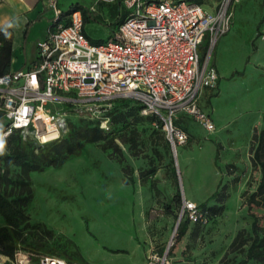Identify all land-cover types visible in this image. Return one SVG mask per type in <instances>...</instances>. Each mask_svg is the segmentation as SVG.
<instances>
[{
  "label": "rangeland",
  "instance_id": "1",
  "mask_svg": "<svg viewBox=\"0 0 264 264\" xmlns=\"http://www.w3.org/2000/svg\"><path fill=\"white\" fill-rule=\"evenodd\" d=\"M218 1L201 3L214 9ZM75 4L93 7L100 16L85 24L93 39L111 36L116 19L110 11L115 5L120 14L125 9L122 0H61L62 21ZM231 8L229 30L209 48L219 72L217 86L200 96L214 130L179 115L175 123L189 138L174 149L162 125L137 100L114 101L101 139L82 142L61 165L29 170V178L3 156L8 146L51 152L54 144L96 120L71 114L61 138L43 145L18 132L0 140V194L23 197L17 205L24 212L18 225L23 235L13 240V248L55 253L71 264H146L153 254L157 264H235L244 258V252L228 251L233 236L241 228L251 233V214L264 226V205L248 209L242 195L253 191L261 176L259 166H252L250 144L253 129H264V0H232ZM207 47L204 40L201 54ZM129 107L139 108L115 120ZM4 122L0 113V133ZM178 190L180 203L174 199ZM215 190L216 197L207 199ZM184 200L197 204L203 216L189 217L182 211ZM6 224L0 212V226ZM4 249L0 243V260L10 255ZM246 264L262 263L249 259Z\"/></svg>",
  "mask_w": 264,
  "mask_h": 264
},
{
  "label": "built area",
  "instance_id": "2",
  "mask_svg": "<svg viewBox=\"0 0 264 264\" xmlns=\"http://www.w3.org/2000/svg\"><path fill=\"white\" fill-rule=\"evenodd\" d=\"M231 2L219 0L207 9L194 0H122L125 18L109 38L93 43L84 32L80 9L71 10L64 22L58 0H46L53 18L36 61L0 75L5 121L0 140L18 132L40 145L57 141L71 114L93 118L107 131L106 113L117 98L137 100L143 112L160 118L174 149L189 138L175 123L179 115L214 130L200 96L217 86L219 72L210 62L209 48L230 28ZM204 40L208 47L201 54ZM186 209L193 220L203 216L197 204L184 200L182 211ZM5 257L0 264H71L64 256L20 246ZM156 259L149 255L146 264H157Z\"/></svg>",
  "mask_w": 264,
  "mask_h": 264
},
{
  "label": "trees",
  "instance_id": "3",
  "mask_svg": "<svg viewBox=\"0 0 264 264\" xmlns=\"http://www.w3.org/2000/svg\"><path fill=\"white\" fill-rule=\"evenodd\" d=\"M194 1L201 3V0ZM73 8L80 9L84 32L93 43H101V41L106 40L101 38L93 39L85 31L86 23L100 19V16L96 12L86 6L75 4L72 6V9L67 10L66 13H69L71 10H73ZM126 14V9H124L121 14L118 13V5H115L110 11V16L116 19L112 24L111 35L116 30L119 23L125 18ZM27 27L25 34L27 33ZM11 55V29L8 26H4L0 29V75L9 71ZM127 99L130 98H117L114 101H118L119 103L124 102L126 104ZM138 108L139 107L134 110V107H129L125 112L115 116V120H119L121 118L125 119L127 116L134 115ZM154 117L158 123V126L160 127V125H162L161 119L156 116ZM91 125L92 126L89 125L85 126L84 128H80L76 132V136H74V138H64L60 143L54 144L51 152H27L18 144H13L12 146H8V152L3 156L8 160L20 165L26 178H29V170H40L44 166L48 165H61L70 154L74 153L78 149L82 142H94L101 139L104 136V131L99 127L98 122L93 121ZM250 153L252 166L253 168L259 166L261 176L256 188L253 191L248 192V190H245L242 194L245 197V202L248 206V209H250L252 206L264 205V129H253L251 135ZM217 156L218 152H216L215 158H217ZM172 169L174 171V167ZM217 193V190H215L208 196L207 199L216 197ZM22 198L23 197L20 196V194L12 199H9L6 195L0 194V212L4 216L7 223L6 225L0 226V243H3L5 247L4 251H6L8 254H11L13 251V240L15 238L21 239L23 235L22 229L18 228V225L24 217V212L22 208L17 206ZM174 199L177 201V203L181 202V194L179 190L176 192ZM251 215L254 217L251 223V233L249 234L246 228L239 229L233 236L228 247V251L245 253L244 258L237 261L235 264H246L249 259H253L256 262L264 264V226H260L257 223L255 214ZM184 229V226H182L178 234L179 236L183 235L185 231Z\"/></svg>",
  "mask_w": 264,
  "mask_h": 264
},
{
  "label": "crops",
  "instance_id": "4",
  "mask_svg": "<svg viewBox=\"0 0 264 264\" xmlns=\"http://www.w3.org/2000/svg\"><path fill=\"white\" fill-rule=\"evenodd\" d=\"M49 9L46 0H0V29L4 26L11 29L9 71L28 68L36 61L38 44L52 24L53 12Z\"/></svg>",
  "mask_w": 264,
  "mask_h": 264
},
{
  "label": "water",
  "instance_id": "5",
  "mask_svg": "<svg viewBox=\"0 0 264 264\" xmlns=\"http://www.w3.org/2000/svg\"><path fill=\"white\" fill-rule=\"evenodd\" d=\"M174 160H175L174 163H175V165H176L175 153H174ZM180 216H181V213H180L179 216H178L177 223H178V221H179Z\"/></svg>",
  "mask_w": 264,
  "mask_h": 264
},
{
  "label": "clouds",
  "instance_id": "6",
  "mask_svg": "<svg viewBox=\"0 0 264 264\" xmlns=\"http://www.w3.org/2000/svg\"><path fill=\"white\" fill-rule=\"evenodd\" d=\"M3 148V144L2 143H0V149H2Z\"/></svg>",
  "mask_w": 264,
  "mask_h": 264
},
{
  "label": "bare ground",
  "instance_id": "7",
  "mask_svg": "<svg viewBox=\"0 0 264 264\" xmlns=\"http://www.w3.org/2000/svg\"><path fill=\"white\" fill-rule=\"evenodd\" d=\"M175 152H176V150H175ZM4 257H5V256H4ZM4 259H6V257H5V258H3L2 260H4ZM2 260H0V262H1Z\"/></svg>",
  "mask_w": 264,
  "mask_h": 264
}]
</instances>
